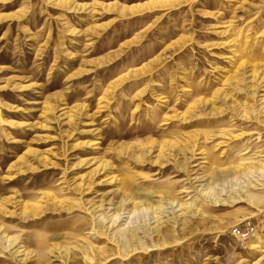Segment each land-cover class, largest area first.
<instances>
[{"label": "rangeland", "instance_id": "obj_1", "mask_svg": "<svg viewBox=\"0 0 264 264\" xmlns=\"http://www.w3.org/2000/svg\"><path fill=\"white\" fill-rule=\"evenodd\" d=\"M0 264H264V0H0Z\"/></svg>", "mask_w": 264, "mask_h": 264}, {"label": "bare ground", "instance_id": "obj_2", "mask_svg": "<svg viewBox=\"0 0 264 264\" xmlns=\"http://www.w3.org/2000/svg\"><path fill=\"white\" fill-rule=\"evenodd\" d=\"M137 237V234H126V235H123V238H126V242H128V247L130 246V245H133L134 244V238H136ZM138 239V238H137ZM137 241V240H136ZM135 241V242H136Z\"/></svg>", "mask_w": 264, "mask_h": 264}, {"label": "built area", "instance_id": "obj_3", "mask_svg": "<svg viewBox=\"0 0 264 264\" xmlns=\"http://www.w3.org/2000/svg\"><path fill=\"white\" fill-rule=\"evenodd\" d=\"M233 234H235V235H243L244 236L243 230H241L240 228L235 229V231H233Z\"/></svg>", "mask_w": 264, "mask_h": 264}]
</instances>
